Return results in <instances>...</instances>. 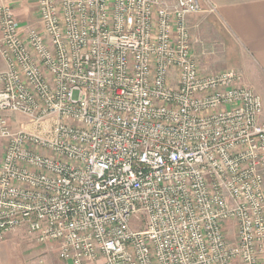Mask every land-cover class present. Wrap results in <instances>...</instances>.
I'll return each mask as SVG.
<instances>
[{"label": "built area", "instance_id": "1", "mask_svg": "<svg viewBox=\"0 0 264 264\" xmlns=\"http://www.w3.org/2000/svg\"><path fill=\"white\" fill-rule=\"evenodd\" d=\"M35 6L32 24L0 3V240L25 227L71 264H263V100L203 69L188 19L211 0Z\"/></svg>", "mask_w": 264, "mask_h": 264}, {"label": "crops", "instance_id": "2", "mask_svg": "<svg viewBox=\"0 0 264 264\" xmlns=\"http://www.w3.org/2000/svg\"><path fill=\"white\" fill-rule=\"evenodd\" d=\"M2 2L12 4L21 21L37 22L35 0H0ZM211 2L216 7L214 13L193 14L188 19L201 65L208 64L210 68L216 63L220 66L217 70H239L245 85L262 97L261 118L264 120V0ZM5 66L0 55V70ZM3 154L0 151V163ZM0 264L71 263L59 257L56 243L41 244L21 227L0 240Z\"/></svg>", "mask_w": 264, "mask_h": 264}, {"label": "rangeland", "instance_id": "3", "mask_svg": "<svg viewBox=\"0 0 264 264\" xmlns=\"http://www.w3.org/2000/svg\"><path fill=\"white\" fill-rule=\"evenodd\" d=\"M203 68H204L205 70H208V71H211V70L214 71V70L220 69V66L217 65L216 63H214V67L212 66V67L209 68V66H208V64H207V66L204 65ZM210 69H211V70H210ZM223 69H224V68H223ZM21 121H22V120H21ZM5 145H6V140L0 136V151H3V152H4V146H5Z\"/></svg>", "mask_w": 264, "mask_h": 264}]
</instances>
